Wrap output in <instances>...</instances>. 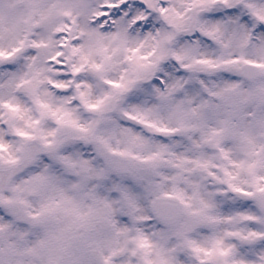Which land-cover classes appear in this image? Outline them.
<instances>
[{"label":"snow or ice","instance_id":"obj_1","mask_svg":"<svg viewBox=\"0 0 264 264\" xmlns=\"http://www.w3.org/2000/svg\"><path fill=\"white\" fill-rule=\"evenodd\" d=\"M0 264H264V0H0Z\"/></svg>","mask_w":264,"mask_h":264}]
</instances>
